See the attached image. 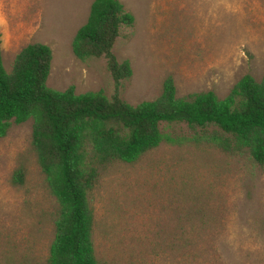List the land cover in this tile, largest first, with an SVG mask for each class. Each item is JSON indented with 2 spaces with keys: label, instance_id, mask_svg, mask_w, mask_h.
Wrapping results in <instances>:
<instances>
[{
  "label": "rangeland",
  "instance_id": "1",
  "mask_svg": "<svg viewBox=\"0 0 264 264\" xmlns=\"http://www.w3.org/2000/svg\"><path fill=\"white\" fill-rule=\"evenodd\" d=\"M133 17L112 54L131 75L130 106L152 101L170 77L176 98L223 99L244 75L264 74V0H117ZM92 0H0L4 71L25 46L49 48L46 87L112 94L100 59L84 62L71 41ZM161 143L132 164L99 168L86 200L100 264H264V164L228 155L183 125H161ZM206 132H210V129ZM31 121L0 139V264H45L57 204L30 147ZM21 185L11 184L14 171Z\"/></svg>",
  "mask_w": 264,
  "mask_h": 264
},
{
  "label": "trees",
  "instance_id": "2",
  "mask_svg": "<svg viewBox=\"0 0 264 264\" xmlns=\"http://www.w3.org/2000/svg\"><path fill=\"white\" fill-rule=\"evenodd\" d=\"M133 22L117 0H92L86 21L71 41L76 60H104L113 88L109 98L101 92L76 95L72 87L48 89L51 52L45 45L25 46L7 73L0 57V139L11 124L31 121L30 147L57 204L45 264H100L93 254V218L86 195L99 168L132 164L155 149L162 141L161 125L200 131L206 144L264 164V74L259 82L242 76L221 100L210 91L176 98L170 77L152 101L130 106L120 99V84L131 71L111 50L119 31L130 29ZM21 183L18 169L11 184Z\"/></svg>",
  "mask_w": 264,
  "mask_h": 264
}]
</instances>
